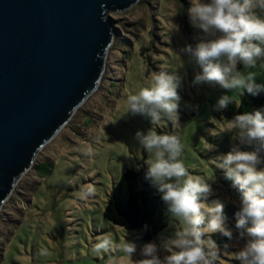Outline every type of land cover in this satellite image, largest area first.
<instances>
[{
  "label": "rangeland",
  "instance_id": "374dc122",
  "mask_svg": "<svg viewBox=\"0 0 264 264\" xmlns=\"http://www.w3.org/2000/svg\"><path fill=\"white\" fill-rule=\"evenodd\" d=\"M183 6L187 10L181 20ZM190 6V0H141L125 12L110 14L115 35L99 89L45 146L0 211V264H134L146 258L142 254L145 244L171 237L177 225L170 218L165 230L149 242L104 218L109 196L122 174L127 169L148 168V154L136 133L149 129L180 136L182 159L190 174L211 184L207 202L221 200L223 215H229L225 227L234 238L216 243L220 249L217 264H240L232 254L249 240L246 231L236 226L240 193L215 162L239 144L233 139L228 112L245 92L195 81L202 70L182 49L189 44L194 47L203 33L190 22ZM161 70H177L182 77L179 121L151 124L143 115L125 114L127 97ZM237 70L244 71L242 63ZM251 71L258 83H264L260 61ZM223 95H230L233 102L217 111ZM239 146L243 151L253 150L249 145ZM211 234L225 237L222 232ZM104 240L110 241L109 248L96 252L94 246ZM127 240L136 244L132 258L122 251Z\"/></svg>",
  "mask_w": 264,
  "mask_h": 264
},
{
  "label": "clouds",
  "instance_id": "9594fccd",
  "mask_svg": "<svg viewBox=\"0 0 264 264\" xmlns=\"http://www.w3.org/2000/svg\"><path fill=\"white\" fill-rule=\"evenodd\" d=\"M190 2V22L202 30L203 38L194 47L186 45L182 52L202 70L195 81L252 96L264 93V83H258L251 71L258 61L264 66V0ZM238 63L244 71L237 70ZM181 83L177 70L155 73L149 84L127 97L125 114L143 115L151 124L164 119L179 121ZM232 102L230 95H223L215 108L220 111ZM231 122L233 139L239 144L217 157L215 166L225 171L240 193L236 226L249 237L243 249L232 256L240 264H264V108L236 115ZM136 139L148 154L146 179L156 187L177 226L171 237L162 238L159 244H145L142 254L146 258L134 264H217L220 249L208 234L231 235L225 227L224 203L219 199L207 202L211 184L190 174L182 159L184 145L179 135L149 129L138 131ZM241 144L253 150L243 151ZM109 246L110 241L104 240L94 250L100 252ZM122 251L132 258L136 244L127 240Z\"/></svg>",
  "mask_w": 264,
  "mask_h": 264
},
{
  "label": "water",
  "instance_id": "95a60500",
  "mask_svg": "<svg viewBox=\"0 0 264 264\" xmlns=\"http://www.w3.org/2000/svg\"><path fill=\"white\" fill-rule=\"evenodd\" d=\"M140 1L0 0V211L99 89L115 35L110 14Z\"/></svg>",
  "mask_w": 264,
  "mask_h": 264
},
{
  "label": "trees",
  "instance_id": "16d2710c",
  "mask_svg": "<svg viewBox=\"0 0 264 264\" xmlns=\"http://www.w3.org/2000/svg\"><path fill=\"white\" fill-rule=\"evenodd\" d=\"M186 10L185 6L180 9L181 20L185 18ZM260 108H264V93L252 96L245 91L240 103L230 106L228 116L233 120L236 115ZM147 169V167L139 171L127 169L114 186L104 211V218L107 221L131 232L143 242L152 241L162 232L159 229L168 225L169 219L167 205L162 201L151 180L146 179ZM36 170L39 173V165ZM224 217L228 219L229 215ZM208 235L218 244L227 243L234 238L232 234L223 238L220 235Z\"/></svg>",
  "mask_w": 264,
  "mask_h": 264
}]
</instances>
